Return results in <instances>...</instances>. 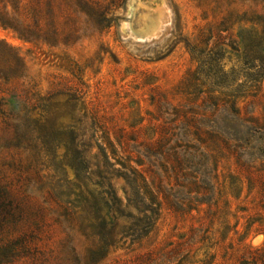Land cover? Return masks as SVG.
<instances>
[{
  "label": "rangeland",
  "instance_id": "1",
  "mask_svg": "<svg viewBox=\"0 0 264 264\" xmlns=\"http://www.w3.org/2000/svg\"><path fill=\"white\" fill-rule=\"evenodd\" d=\"M36 1L41 40L0 26V188L19 206L0 225V264H88L100 227L73 230L58 207L92 211L83 198L99 190L67 167L57 138L71 130L122 201L94 264H264V0ZM16 70L22 87H3ZM22 119L46 122L44 161L14 139ZM120 163L161 205L145 237L154 207Z\"/></svg>",
  "mask_w": 264,
  "mask_h": 264
},
{
  "label": "trees",
  "instance_id": "2",
  "mask_svg": "<svg viewBox=\"0 0 264 264\" xmlns=\"http://www.w3.org/2000/svg\"><path fill=\"white\" fill-rule=\"evenodd\" d=\"M22 1L24 0H0V26L12 30L26 41H39L41 40V30L35 21L39 17V3L36 0H31L30 5L21 10L18 5ZM54 4V1L47 0L46 6L49 12ZM24 16L25 20H23ZM28 19L33 20V24H27ZM45 40L46 39H44V41ZM14 60L18 61L16 58ZM11 74L14 76L12 77V81L5 79L6 83H4L3 87L8 86L10 83L16 90L21 88L22 85L17 76L18 71L16 70ZM182 85L181 82L171 92L170 96L172 101L181 98L183 94ZM35 105H37V103ZM93 120L94 126L104 133L97 119ZM14 133V139L18 144L29 151L32 157L39 162L45 160L46 154H52L54 152L55 146L54 143H51V138L48 135L50 132H48L46 122H44L43 119H22L20 123L16 124ZM52 134L54 133L52 132ZM68 134L71 137L70 142L65 141L63 137L57 138V140H61L60 142L64 143L62 146L65 151L64 157H70L67 167L73 172L79 183L86 185L87 183L94 182V185L98 186L99 190L96 192L87 191L88 197L83 198V203L92 209V211H84L83 214L86 215L85 217H83V214H80L74 208L67 205L58 203V207L61 209L63 216L71 223L73 230L87 232L88 230H92L94 227L93 223H97L96 225L100 227V232L95 234L99 238L98 242L91 240L86 253L87 263L94 264L104 260L113 248V246L108 243L112 232L111 230H107L109 226L108 219L110 221L115 220L117 219V214H122L120 211L122 201L118 197L113 185L108 182L107 176L109 173L105 169H102L104 167L101 168L94 164L95 171L91 172L90 159L96 160V157L90 155L88 151L89 146L83 139L79 141L74 130H71ZM152 141L153 143L157 142H155L154 139H152ZM103 144L106 153L110 154L113 160H115L114 158L117 156V150L112 140L104 137ZM120 165L128 169L134 176L133 184L149 201V208L154 207L152 210H146L150 215L144 216V223L139 227V231L136 232L139 234L138 237H145L152 231L158 221L161 205L140 172L129 165L123 163H120ZM92 177H95L97 181H93ZM105 184L107 185L105 186ZM18 211L19 206L14 203L10 195L4 189L0 188V225L8 223L9 221H14ZM138 222H142V220H138Z\"/></svg>",
  "mask_w": 264,
  "mask_h": 264
}]
</instances>
